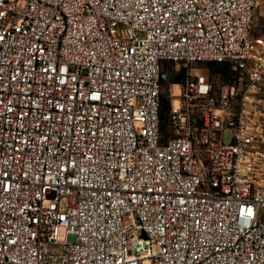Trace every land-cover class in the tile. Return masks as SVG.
Segmentation results:
<instances>
[{"label":"built area","instance_id":"2783aa9c","mask_svg":"<svg viewBox=\"0 0 264 264\" xmlns=\"http://www.w3.org/2000/svg\"><path fill=\"white\" fill-rule=\"evenodd\" d=\"M259 2L0 0V264H264Z\"/></svg>","mask_w":264,"mask_h":264},{"label":"rangeland","instance_id":"374dc122","mask_svg":"<svg viewBox=\"0 0 264 264\" xmlns=\"http://www.w3.org/2000/svg\"><path fill=\"white\" fill-rule=\"evenodd\" d=\"M264 33V0H260L259 4L256 6V8L254 9V14H253V26H252V35L256 36L259 34ZM206 63H199V64H167L166 65V71L168 73L169 79H171L175 74H177L179 71L181 70H185L186 72V76H194L196 74H202L204 76H207L210 81H214V82H218V78L210 75L209 71L207 70V68L205 67ZM167 80L164 84H163V89L161 94L168 97V99L170 100V95H171V102L172 104L175 103V100L178 99V94L180 92V87L179 86H174L170 88V80ZM229 135L227 134L225 136V141L228 140Z\"/></svg>","mask_w":264,"mask_h":264},{"label":"trees","instance_id":"16d2710c","mask_svg":"<svg viewBox=\"0 0 264 264\" xmlns=\"http://www.w3.org/2000/svg\"><path fill=\"white\" fill-rule=\"evenodd\" d=\"M168 66V65H167ZM205 67L209 71L210 75L218 78L219 82L222 84H233L237 79V74L232 70L231 66L227 63H206ZM167 70V69H166ZM187 78L185 70L179 71L170 80V84H182ZM170 111V102L168 97L161 94L160 97V125L161 129L164 131L168 125V115Z\"/></svg>","mask_w":264,"mask_h":264},{"label":"water","instance_id":"95a60500","mask_svg":"<svg viewBox=\"0 0 264 264\" xmlns=\"http://www.w3.org/2000/svg\"><path fill=\"white\" fill-rule=\"evenodd\" d=\"M143 237H145V236H143Z\"/></svg>","mask_w":264,"mask_h":264}]
</instances>
